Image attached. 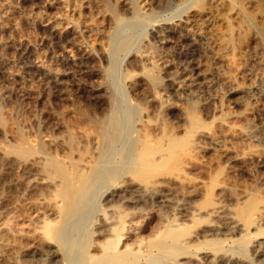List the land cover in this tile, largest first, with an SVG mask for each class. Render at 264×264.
I'll list each match as a JSON object with an SVG mask.
<instances>
[{
    "label": "rangeland",
    "instance_id": "rangeland-1",
    "mask_svg": "<svg viewBox=\"0 0 264 264\" xmlns=\"http://www.w3.org/2000/svg\"><path fill=\"white\" fill-rule=\"evenodd\" d=\"M196 1L143 0L139 12L145 18L138 23L135 0H0V251L5 255L0 264H68L58 244L49 246V240L37 251L40 240L20 234L42 231L43 222L52 219L48 210L55 187L34 167L19 171L20 160L5 152L18 141L16 128L25 126L36 142L63 143L70 120L73 130L79 126L74 116L83 126L88 122L81 111L107 115V99L117 83L139 106L138 130L148 124L144 132L155 140L165 133L183 136L180 163L129 210L137 220L148 224L169 217L193 225L189 206L219 205L234 212L253 196L264 204V34L258 29L264 27L259 13L264 0L237 1L257 21L231 15L238 20L229 18L231 36L210 0ZM108 4L118 7L120 23ZM202 8L209 13L195 17L190 29L175 27ZM245 23L256 32H237ZM117 33L134 39L119 66L112 63ZM152 71L159 74L155 88L146 74ZM131 182L142 184L133 174L113 183ZM206 221L195 223L193 233L200 236ZM149 229L141 236L148 237Z\"/></svg>",
    "mask_w": 264,
    "mask_h": 264
},
{
    "label": "bare ground",
    "instance_id": "bare-ground-1",
    "mask_svg": "<svg viewBox=\"0 0 264 264\" xmlns=\"http://www.w3.org/2000/svg\"><path fill=\"white\" fill-rule=\"evenodd\" d=\"M204 1L197 0L195 3ZM237 1L239 0L209 1L214 6L213 9L221 14L225 24L224 30L229 36L235 34L229 19L232 18L231 15L241 18L242 21L249 19L253 22L256 19L242 4L237 6ZM142 3L143 0H135L133 5L138 23L145 18L139 12ZM77 6L78 4L74 9ZM108 6L112 18L120 23L118 7L110 4ZM209 10H194L188 16L189 22H179L175 27L190 29L191 22L197 21L195 17L208 14ZM259 13L264 16V10L259 9ZM259 13L257 12V15ZM58 22L60 24V21ZM251 29L252 24L250 26L245 23L237 32L249 35ZM258 29L264 34V27L260 26ZM118 34H115L117 45L113 43L112 49V63L115 66L122 62L121 55L126 56L129 53L134 40L133 37ZM240 37L241 40L244 39L242 35ZM223 41H226L225 44L229 42L226 39ZM138 62L143 63L141 58ZM146 74L155 88L157 81H160L157 80L159 74L153 71ZM118 84L107 99V115L98 116L94 111H81L82 119L84 116L88 119L85 126L79 123V115H76L78 118H73L77 119V129L83 128V134L78 135L77 129L73 130L75 122L70 120L71 130L68 135L65 134L63 143L53 138L36 142V136L34 139L30 138L24 130L25 126L18 124L15 131L18 141L6 145L5 152L20 160L19 171L34 167L46 175L49 187H55L54 202L48 210L52 219L43 222L42 231L32 228L27 233H20L22 238L39 239L41 244L37 251L43 250L44 242L51 240L49 246H61L68 264H264V204L260 203L258 196H253L246 206L234 212L219 205L211 209H198L188 205L186 214L188 219L193 221V225L207 218L204 223L208 226L197 232L202 238L194 234L193 225H188L184 220L180 223L177 218L159 217L154 223L151 221L144 224L129 211L147 193L152 192L162 174L178 164L183 136L165 133L155 140L151 132H144L149 129L148 124L138 130L136 121L139 106L128 100V96ZM157 98V102H164L160 97ZM87 111L89 112L86 113ZM192 124L194 126L198 122L194 120ZM130 174L139 178L141 186L132 182L122 186L113 183L126 179ZM40 183L42 182L39 179V182L34 184L35 188L39 189ZM197 211L199 217L196 218ZM146 228H150L152 233L148 237H142L141 233ZM227 239L230 240L228 244ZM3 254L0 251V260L5 256Z\"/></svg>",
    "mask_w": 264,
    "mask_h": 264
}]
</instances>
